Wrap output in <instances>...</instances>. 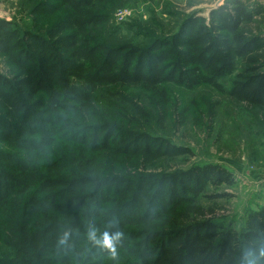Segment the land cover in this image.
<instances>
[{"label": "trees", "instance_id": "trees-1", "mask_svg": "<svg viewBox=\"0 0 264 264\" xmlns=\"http://www.w3.org/2000/svg\"><path fill=\"white\" fill-rule=\"evenodd\" d=\"M118 1L40 0L23 27L0 18V264H264V206L226 225L215 202L228 195L211 190L236 176L165 169L194 153L151 127L187 123L172 89L208 88L264 130V35L246 30L261 6L226 0L171 35L112 45ZM105 232L121 234L115 259Z\"/></svg>", "mask_w": 264, "mask_h": 264}, {"label": "rangeland", "instance_id": "rangeland-1", "mask_svg": "<svg viewBox=\"0 0 264 264\" xmlns=\"http://www.w3.org/2000/svg\"><path fill=\"white\" fill-rule=\"evenodd\" d=\"M40 0H0V18L18 23H28L29 9ZM249 7L261 6L263 14L256 18L248 31L264 35V0H242ZM226 0H119L105 31L112 45L149 43L154 36L175 33L182 23L194 14L209 18V12ZM116 3V2H115ZM114 3V4H115ZM24 20V22H23ZM0 64V69H1ZM232 79L224 82L228 89ZM172 104L179 111L187 110V123L179 127L173 117L163 125L156 119L151 126L173 144L190 148L194 156L165 163V169H187L196 164H220L237 179L233 187L212 189L211 193L226 194L215 203L218 215L226 225L241 230L245 215L264 206V130L244 106L208 88L187 91L172 89ZM214 108L216 116L210 132L207 113ZM206 205H210L207 202Z\"/></svg>", "mask_w": 264, "mask_h": 264}, {"label": "clouds", "instance_id": "clouds-1", "mask_svg": "<svg viewBox=\"0 0 264 264\" xmlns=\"http://www.w3.org/2000/svg\"><path fill=\"white\" fill-rule=\"evenodd\" d=\"M120 235H121L120 233H116L115 236H112V235H109V233L107 232L103 234V245L104 247L109 249L111 257L113 259L117 257V251L115 248L114 241L119 239ZM65 236H67V233L65 234ZM90 236L91 238L95 239V232L93 231L92 233H90ZM61 243H63V240L61 241Z\"/></svg>", "mask_w": 264, "mask_h": 264}, {"label": "water", "instance_id": "water-1", "mask_svg": "<svg viewBox=\"0 0 264 264\" xmlns=\"http://www.w3.org/2000/svg\"><path fill=\"white\" fill-rule=\"evenodd\" d=\"M221 6H222V5L220 4V5H218L217 7L213 8V9L209 12V15H210L213 11L218 10Z\"/></svg>", "mask_w": 264, "mask_h": 264}]
</instances>
